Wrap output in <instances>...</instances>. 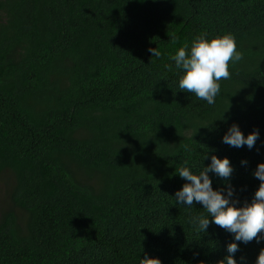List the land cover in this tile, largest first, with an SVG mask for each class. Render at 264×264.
<instances>
[{
  "label": "trees",
  "instance_id": "1",
  "mask_svg": "<svg viewBox=\"0 0 264 264\" xmlns=\"http://www.w3.org/2000/svg\"><path fill=\"white\" fill-rule=\"evenodd\" d=\"M229 33L243 58L215 103L181 91L169 57ZM233 123L259 131L251 150L222 143ZM212 155L229 159L235 197L251 202L264 0H0V264H218L233 235L189 225L206 213L174 195L186 183L175 169L198 173ZM237 243L238 264H256L264 245Z\"/></svg>",
  "mask_w": 264,
  "mask_h": 264
},
{
  "label": "clouds",
  "instance_id": "2",
  "mask_svg": "<svg viewBox=\"0 0 264 264\" xmlns=\"http://www.w3.org/2000/svg\"><path fill=\"white\" fill-rule=\"evenodd\" d=\"M148 52L156 58L161 55L157 47L149 48ZM169 58L183 72L178 82L179 89L213 105L220 94V81L230 78L229 63L235 65L243 56L237 50L235 36L229 33L211 39L200 35L190 46L180 47ZM258 138V130L245 136L238 124L233 123L222 136V143L235 148L246 146L251 150ZM246 163L241 161L242 165ZM232 172L229 159L216 155H212L210 163L198 173L193 172L187 161L175 169V173L186 181L174 194L176 204L187 208L194 203L200 204L206 213L190 215L188 224L203 233L210 224H215L233 235V242L226 246L227 255L218 264H238L234 259L239 250L237 242L258 247L264 245V163H259L252 173L260 183L251 202L246 201L242 206L235 197V188L229 183ZM209 173L224 180L226 186L214 190ZM140 264H161V260L145 254ZM256 264H264V250L260 251Z\"/></svg>",
  "mask_w": 264,
  "mask_h": 264
},
{
  "label": "rangeland",
  "instance_id": "3",
  "mask_svg": "<svg viewBox=\"0 0 264 264\" xmlns=\"http://www.w3.org/2000/svg\"><path fill=\"white\" fill-rule=\"evenodd\" d=\"M6 182L5 181H1L0 182V211L3 208V206L5 205V193H6Z\"/></svg>",
  "mask_w": 264,
  "mask_h": 264
}]
</instances>
